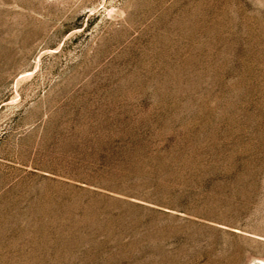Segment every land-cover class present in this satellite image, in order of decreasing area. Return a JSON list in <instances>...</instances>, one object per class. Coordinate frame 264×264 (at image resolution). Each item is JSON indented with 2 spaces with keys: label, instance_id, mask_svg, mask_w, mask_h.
Returning <instances> with one entry per match:
<instances>
[{
  "label": "rangeland",
  "instance_id": "1",
  "mask_svg": "<svg viewBox=\"0 0 264 264\" xmlns=\"http://www.w3.org/2000/svg\"><path fill=\"white\" fill-rule=\"evenodd\" d=\"M0 264H264V0H0Z\"/></svg>",
  "mask_w": 264,
  "mask_h": 264
}]
</instances>
